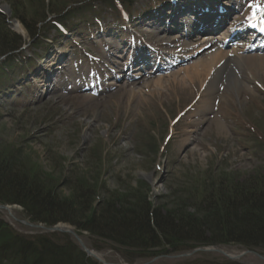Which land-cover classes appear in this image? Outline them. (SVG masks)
I'll list each match as a JSON object with an SVG mask.
<instances>
[{
	"label": "rangeland",
	"instance_id": "374dc122",
	"mask_svg": "<svg viewBox=\"0 0 264 264\" xmlns=\"http://www.w3.org/2000/svg\"><path fill=\"white\" fill-rule=\"evenodd\" d=\"M113 1L0 0V11L5 13L2 18L6 20L8 29L25 41L29 40V33L24 21L33 25V22L48 19V22L61 20L59 22L63 24L72 23L71 29L76 28L72 35L68 34L61 41L53 28L43 30L56 42V56L45 69L53 71L52 79L49 82L38 77L33 84H23L21 88L18 87V92L6 96V99L1 98L0 151L17 152L32 174L38 171L43 173L49 182L59 186L58 192L64 197L70 194L72 186H92L97 191V202H104L102 206L105 208L113 203L110 200L112 195L132 204L140 194H146L152 204L165 207L167 211L174 210L178 197L186 201L189 196L188 204L198 207L203 203L202 193L207 192L210 182H213V186L227 179L229 185H241L250 180L262 183L264 65L253 75L236 59L231 64V70L221 71L223 81L210 80L211 90L205 93L204 86L208 79L198 83L190 72L209 52L200 53L202 41H191L193 37L190 35L180 37L184 30L182 28L192 24L191 16L174 19L171 10L175 7L167 5L168 0H140L135 3V9L124 8L133 17L128 23L126 18L117 17L116 4L126 6L119 0ZM238 1V12H244L246 6L250 11V22L262 21L264 10H259L264 8V0ZM150 4L155 11L152 8L148 10ZM163 7L166 14L161 15L160 19L154 17L163 12ZM96 18L107 25H123L126 35L132 36L134 32L138 36L126 42L123 48L116 49L118 46L115 44L124 40L108 36L120 35L118 25H111L97 35L98 32L87 31L89 28L84 30V26L95 23ZM165 25H172V33H165ZM199 26L197 24L194 29L197 31ZM228 28L225 24L214 33L216 40L213 42L218 43L214 44V49L225 48L221 41L229 38ZM2 29L0 22V31ZM80 30L84 33L79 35ZM177 39L180 48L176 47L172 53L178 54L182 48L187 50L192 43L199 47L195 49L201 50L198 53L187 52L189 61L167 74L159 76L149 72L146 77H135L136 74L117 65L125 57L123 52H130L128 45L135 44L152 51L150 45L164 47ZM244 40L240 38L241 42ZM183 43L188 47H182ZM33 46V53L43 52L42 42ZM170 49L164 48L166 52ZM233 49H239L241 55H246L243 47H230V50ZM135 53L133 48V58ZM87 55L89 57L85 58ZM94 56L105 62H102L103 66L108 65L121 73V78L129 76L131 80L116 82L114 77L109 78L113 82L109 86H102L101 90H94L95 93L83 91V87L76 83L73 87L65 86L61 73H64L67 81L78 82L75 61L80 62L83 58L84 64L90 67ZM260 57L264 60V53ZM95 70L99 72L101 67L97 66ZM101 75L109 76L110 73L106 69ZM157 80H162L161 86L151 87ZM129 91L142 93L133 102L129 100ZM210 93L214 97L207 102L206 97ZM0 220L26 237L35 236L44 229L38 223L28 226L18 206H10V211L0 209ZM56 227L75 229L69 224ZM76 234L87 246L99 242L87 232L76 230ZM64 235L77 242L73 234ZM223 249L234 256L244 254L235 260L241 264H264V257H258L256 252L249 254L238 245L230 244ZM92 250L100 255V264H119L127 256L110 249ZM165 252L166 249L159 252L162 253L159 259L153 258L154 255H139L134 259V264H181L185 261L189 264H223L229 260L215 252L201 253L209 256H198V253L188 258H169L167 256L178 254L166 256Z\"/></svg>",
	"mask_w": 264,
	"mask_h": 264
},
{
	"label": "trees",
	"instance_id": "16d2710c",
	"mask_svg": "<svg viewBox=\"0 0 264 264\" xmlns=\"http://www.w3.org/2000/svg\"><path fill=\"white\" fill-rule=\"evenodd\" d=\"M2 17L0 58L15 54L24 44L19 35L8 29ZM59 21L45 20L33 25L24 21V25L30 39L37 43L48 39L43 30L58 31L54 23L61 24ZM4 65L0 64V68ZM227 180L214 186L210 182L198 207L188 204L189 196L186 201L178 197L174 210L167 211L152 204L146 194H140L132 204L112 195L113 203L105 208L104 202H97V191L92 186H72L70 194L64 197L58 192L59 186L49 182L43 173L32 174L17 152L0 151V205L20 207L32 224L48 228L69 224L79 232H87L99 241L90 248L113 249L121 256L127 254L124 261L128 263H134L139 255L156 253L153 258H157L165 249L164 254L168 255L230 244L257 254L260 251L259 255L264 257V181L229 185ZM185 206L188 208L184 209ZM0 264L100 263L89 259L67 235L42 232L26 237L0 220ZM223 264L240 263L227 260Z\"/></svg>",
	"mask_w": 264,
	"mask_h": 264
},
{
	"label": "bare ground",
	"instance_id": "6f19581e",
	"mask_svg": "<svg viewBox=\"0 0 264 264\" xmlns=\"http://www.w3.org/2000/svg\"><path fill=\"white\" fill-rule=\"evenodd\" d=\"M210 2H214V0H208ZM206 1V2H200L203 3L204 6L210 7V10H213V8H211V4ZM196 3H193L192 5H195ZM215 3H212V5H214ZM239 5L233 6L231 7V9H238ZM221 7V6H219ZM222 8V7H221ZM188 15H195V13L193 11H186ZM196 14H201L196 12ZM206 14V13H203ZM216 14H219L216 10ZM161 14L158 15V19H160ZM198 23L201 24L202 23V16H198ZM197 23V24H198ZM196 24V25H197ZM198 39H203V43H209L212 41V37H208L205 36L204 38H200L198 37ZM194 48V47H192ZM260 49V48H258ZM234 56V58L239 59L240 60V64L243 66H245V69L250 72L253 75L257 74V70L261 69L262 66L264 65L263 62V58L260 57L259 55H249V56H244V57H239V52L238 51H224V50H215V51H211L210 54H208V56H205L203 59H201L199 62H197L195 64V66L191 69V76H194V78L196 79V81L198 83H200V81L202 80H221L223 81V76L221 74V70H225L226 72H228L229 70L232 69L231 64L234 62L233 60H231V57ZM220 64H222L221 66H219ZM243 71V70H242ZM244 72V71H243ZM243 80L244 77H243ZM162 84V80H157L156 82L152 83V86L155 87H159ZM171 84V83H170ZM174 84V83H173ZM211 90L210 85H208L205 89V93L209 92ZM139 93H142V91H129L128 93V97L129 100L133 101L136 100L137 98L140 97ZM127 95V94H126ZM208 108V104H206L205 109ZM113 251V249H111ZM216 253V252H215ZM156 254V253H155ZM154 254V255H155Z\"/></svg>",
	"mask_w": 264,
	"mask_h": 264
},
{
	"label": "water",
	"instance_id": "95a60500",
	"mask_svg": "<svg viewBox=\"0 0 264 264\" xmlns=\"http://www.w3.org/2000/svg\"><path fill=\"white\" fill-rule=\"evenodd\" d=\"M51 232L53 233H70V234H73L76 239L81 243V246H82V249L83 251L89 256V257H95L97 259H99L92 251H90L89 249H87L85 247V245L83 244V242L81 241L80 237H78L75 233L74 230L72 229H69V228H63V227H54L53 229H51ZM217 251V250H216ZM217 252L223 254V255H226L227 257L231 258V259H237L238 257H232V256H229L227 255L225 252L221 251V250H218ZM187 256V255H186Z\"/></svg>",
	"mask_w": 264,
	"mask_h": 264
},
{
	"label": "snow or ice",
	"instance_id": "6c2138e0",
	"mask_svg": "<svg viewBox=\"0 0 264 264\" xmlns=\"http://www.w3.org/2000/svg\"><path fill=\"white\" fill-rule=\"evenodd\" d=\"M258 7V6H257ZM262 10H264V9H262Z\"/></svg>",
	"mask_w": 264,
	"mask_h": 264
}]
</instances>
